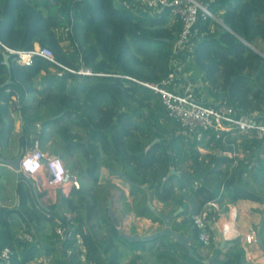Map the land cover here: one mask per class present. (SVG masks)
Masks as SVG:
<instances>
[{
	"label": "trees",
	"instance_id": "16d2710c",
	"mask_svg": "<svg viewBox=\"0 0 264 264\" xmlns=\"http://www.w3.org/2000/svg\"><path fill=\"white\" fill-rule=\"evenodd\" d=\"M123 1L0 0V110L7 105L20 108L30 125H35L43 112L55 123L61 118L74 121L85 136L72 132L70 123L59 126L62 152L80 149L86 163L85 177L97 184L100 165L121 168L136 182L132 193L142 192V210L147 209L143 184L149 185L164 204L175 202L183 206L182 223L191 227L193 241L189 247L194 254L189 253L188 246L160 235L156 247L159 264H208L212 257L214 264H258L245 260L238 237L230 241L222 258L213 239L207 246L211 253L202 256L200 250L204 246L198 240L192 215L211 199L221 201L225 194L231 201H264V142L245 139V146L252 151L249 161L239 158L234 163V158L222 153L230 146L223 145L214 133L209 140L218 153H201L197 149L204 138L185 140L179 123L167 117L159 94L134 80L159 82L167 75L180 20L167 9L140 14ZM200 1L225 26L213 17L199 14L193 46L181 57L189 59L188 67L200 74L206 94L214 102L221 100L238 113L257 112V116L264 117V55L245 44L264 45V0ZM58 29L66 31V37L58 36ZM63 39L69 40L68 48L60 44ZM3 46L25 51L46 46L54 61L34 54L32 63L24 65L9 54L5 62ZM81 65L94 74L81 75L70 70ZM38 78L46 84L42 89L37 88ZM34 93L40 98L24 104L25 96ZM12 95H17L16 100ZM157 136L159 139L153 142ZM184 162V170L170 173L171 166L176 170ZM194 180H199L195 187ZM81 185L74 189L75 199L62 196L59 200L71 209L83 205L86 214L97 206L104 210L98 224L110 225L107 210L91 203L95 195ZM192 196L198 200L189 210L185 204ZM11 211L0 206V250L4 246L13 250L9 260H0V264H44L30 262L35 244L11 227ZM19 213L27 224L44 218L34 207ZM138 215H145V210ZM213 215L217 218L216 212ZM73 219L83 250L76 237L60 243L61 250L51 240L47 247L50 264H120L116 239L124 240L133 249L140 242L125 238L115 227L110 236L99 237L82 218ZM53 237L56 238L55 233ZM139 258L133 253L126 264H143Z\"/></svg>",
	"mask_w": 264,
	"mask_h": 264
},
{
	"label": "crops",
	"instance_id": "0c3cea01",
	"mask_svg": "<svg viewBox=\"0 0 264 264\" xmlns=\"http://www.w3.org/2000/svg\"><path fill=\"white\" fill-rule=\"evenodd\" d=\"M132 9L140 14L146 13V11L134 6ZM181 55L182 54L174 56L173 59L171 58V60H174L173 65L176 64L178 83L176 85H171L170 88L176 87L180 92L189 90L201 100L213 101V98L206 94L200 74L193 73L192 69L188 67L189 63L186 62L189 59L184 60ZM58 75H61V72H59ZM45 86V82L39 79L37 88L42 89ZM38 98H40V96L37 95V93L28 94L25 96L23 103H35ZM12 99L16 100L15 97H12ZM0 112V150L4 156H13L19 148H23L25 152L37 145L45 153L59 156L66 168L67 178L65 182L55 186H46L44 184L46 175L44 167L39 169L33 176L26 178L22 175L19 168H13L9 165H0V206L12 210L9 214V220L11 227L19 236L23 233L30 234V241L35 244V249L33 251L34 257L30 262L50 264L51 255L48 253L47 247L51 240L53 244L55 246L57 245L58 249L61 250L60 242L53 237L54 225L55 218L62 216L65 212L71 214L73 218H82L83 222L86 221L87 227L99 237L110 236L114 227L119 230V233L121 230L123 234L138 236L150 235L163 228V221L151 210L147 203L146 190L144 193L146 194L145 205L147 209L143 208L142 210V192L136 190L135 193H132L134 184L126 180L129 179V177L126 176L121 168H111L100 165L97 168V184H95L92 179L85 177L83 174L86 163L83 156H80V149H77L79 151L78 154L74 153L75 149L68 153L62 152L63 139L61 137V132L58 130L59 126L67 123H70L71 126L76 125L73 123L74 121L61 118L55 123L43 112L40 113L43 118L41 117L38 119L35 125H30L29 122L25 121L20 108H12L10 105H7L1 109ZM79 128L80 127H78L76 131H79L81 136H85V132H81ZM157 139H159L158 136ZM157 139L155 138L153 142L157 141ZM32 142L34 143L33 146H31ZM151 144L147 145L146 148ZM197 149L201 153H218V148L216 145H213L209 137H205L202 143L198 144ZM70 159H72L73 163L69 161ZM81 164H83V166ZM180 164L182 165L177 166L178 169L176 168L175 170V167L171 166L170 170L172 169L173 172H179L184 170L187 166L186 162ZM120 171L124 176L119 174ZM71 176H75L79 180V183H82L81 186L83 190L95 195V197L91 199V203H96L98 206L107 210L111 218L110 225L105 222L102 226L98 224L104 210L100 211L97 206L94 207L89 214H86L83 205H80V209H71L69 205L59 200L62 196L75 199L77 195V191H74L75 188L71 186L69 182ZM95 189H97V191H95ZM149 191L151 193V203L160 214L167 215L176 212L171 219L172 230L184 237H189L188 245H184L175 238L167 236L169 240L189 247V244L193 241V237L191 227L182 223L184 215L181 214V212L184 207L175 202L164 204L159 201L152 188L149 187ZM101 193L104 194L103 197ZM105 195H107V197H105ZM102 198L104 199L102 200ZM196 200H198L197 197H190L186 200V207L189 210L193 209L196 205L194 202ZM29 207H34L44 218L41 221L30 220L27 224L19 212ZM144 210L145 215H138L139 211ZM215 212L217 218L214 216L213 219V241L215 246L220 249L219 257H223L225 250L230 245V241L238 237L240 238L245 260L250 263L264 264V201L258 202L251 199H237L231 201L225 194L222 195V200L218 201V207ZM155 215L158 216L156 220L153 219ZM50 216H53V218H50ZM113 217L118 220V224H116ZM250 232H254L255 238H257L256 241L248 242L245 240L246 235ZM222 236L224 237V243L221 246ZM138 241L140 242H137L136 248L133 249V247L126 244L124 240L116 239L120 252V264H126L133 253L140 255V263L159 264V260L157 259L158 249L156 248L159 236L152 240ZM76 242L83 250L79 235H76ZM174 253L176 255L179 254L178 251ZM210 253L207 246L202 247L200 250L202 256H207Z\"/></svg>",
	"mask_w": 264,
	"mask_h": 264
},
{
	"label": "built area",
	"instance_id": "2783aa9c",
	"mask_svg": "<svg viewBox=\"0 0 264 264\" xmlns=\"http://www.w3.org/2000/svg\"><path fill=\"white\" fill-rule=\"evenodd\" d=\"M123 4L131 9L134 6L151 14L167 9L172 16L180 20V31L172 45V59L174 56L183 55L187 49L191 50L199 14L214 17L208 6L200 0H125ZM3 47L4 52L14 55V59L24 65L32 63L34 54L54 61L51 49L46 46L27 51ZM173 62L174 60H171V69L159 82L134 80L159 94L167 117L179 123L180 132L185 136V140L199 141L214 133L223 145L230 146L222 151L224 155L234 158V163L239 158L248 162L252 151L250 147L245 146L244 140L259 139L264 142V117L257 116V112L238 113L224 101H204L189 90L180 92L176 87L170 88L171 85L178 83L176 64L173 65ZM70 70L81 75L94 74L90 68L82 65L76 70ZM12 97L17 98V95ZM42 167L46 170L44 178L46 186L65 182L67 175L61 158L45 153L37 145L26 150L19 161V170L26 178L33 176ZM69 182L74 188L80 187L79 180L75 176H71ZM192 184L194 187L197 186L199 180H194ZM217 207L218 201L211 199L192 215V223L198 229V240L204 247L208 246L214 238L213 213ZM74 224L73 217L67 212L55 218L54 233L60 243L71 241L76 237ZM20 236L25 240H31L28 233ZM245 240L256 241L257 238L254 232H250ZM12 253L13 250L9 247H2L0 260H9Z\"/></svg>",
	"mask_w": 264,
	"mask_h": 264
},
{
	"label": "water",
	"instance_id": "95a60500",
	"mask_svg": "<svg viewBox=\"0 0 264 264\" xmlns=\"http://www.w3.org/2000/svg\"><path fill=\"white\" fill-rule=\"evenodd\" d=\"M215 20H217V19L215 18ZM218 22L223 24V22L221 20H219V19H218ZM245 44L249 45L253 50L256 51V49L253 46H251L250 44H248L246 42H245ZM3 56H4L5 62H7L8 58H9V54L7 52H4ZM20 158H21V152L17 153V154H13V156H4L2 154V152H1V150H0V165H9V166H12L13 168H19ZM170 172H173V170L171 169ZM119 174L124 176L121 171L119 172ZM126 180H128L131 184H134V185L136 184L135 181H132L130 179H126ZM142 187L147 192V203H148L149 207L163 221V228L158 230V231H156V232H154L153 234L144 235V236L126 235V234H123V232L121 230H120V234H122L123 236H125L129 240H141V241L152 240L153 238H155L157 236H160V235H168V236H171V237L175 238L178 242H180V243H182L184 245H188L189 237H184L181 234L173 231L172 228H171V219H172L173 215L176 214V212L170 213V214H167V215L160 214L157 211V209L151 203V193L149 191V186L146 185V184H143ZM113 218H114L116 224H118V220L115 217H113ZM223 243H224V237L222 236L220 245L222 246ZM188 249H189V253L190 254H194L191 247H188ZM204 261L206 262V260H204ZM207 263L208 264H214V257H212L211 259L207 260Z\"/></svg>",
	"mask_w": 264,
	"mask_h": 264
},
{
	"label": "rangeland",
	"instance_id": "374dc122",
	"mask_svg": "<svg viewBox=\"0 0 264 264\" xmlns=\"http://www.w3.org/2000/svg\"><path fill=\"white\" fill-rule=\"evenodd\" d=\"M214 15V14H213ZM213 18H216L217 20L216 21H218V17L216 16V15H214V17ZM220 20V19H219ZM57 35L58 36H62V37H66V31H64V30H61V29H58L57 30ZM60 44L63 46V47H69L70 46V44H69V40L68 39H63V40H61L60 41ZM251 46H253L255 49H256V51H259L260 50V52L264 55V51L262 50V49H264V45L263 44H260V43H258V46H254V45H251ZM71 49V48H70ZM71 125V124H70ZM78 127H79V125H72L71 126V131L72 132H76V130L78 129ZM51 129H52V127H51ZM55 131V130H54ZM53 131V132H54ZM53 132H52V134H53ZM57 136V135H56ZM53 142V141H52ZM51 143V142H50ZM49 143V144H50ZM75 154H78L79 153V151L77 150V149H75V152H74ZM80 156H81V154H80ZM80 158V157H79ZM70 162H72V159H70L69 160ZM73 163V162H72ZM82 166H83V164H81ZM65 170H66V168H65ZM263 244H264V239H263Z\"/></svg>",
	"mask_w": 264,
	"mask_h": 264
},
{
	"label": "flooded vegetation",
	"instance_id": "af4514ba",
	"mask_svg": "<svg viewBox=\"0 0 264 264\" xmlns=\"http://www.w3.org/2000/svg\"><path fill=\"white\" fill-rule=\"evenodd\" d=\"M21 152V157L23 156V154H24V149L23 148H19V149H17V152H16V154L17 153H20ZM21 159V158H20Z\"/></svg>",
	"mask_w": 264,
	"mask_h": 264
},
{
	"label": "clouds",
	"instance_id": "9594fccd",
	"mask_svg": "<svg viewBox=\"0 0 264 264\" xmlns=\"http://www.w3.org/2000/svg\"><path fill=\"white\" fill-rule=\"evenodd\" d=\"M42 163H44V160H42ZM64 165V164H63ZM65 167V166H64ZM66 175H67V173H66Z\"/></svg>",
	"mask_w": 264,
	"mask_h": 264
}]
</instances>
